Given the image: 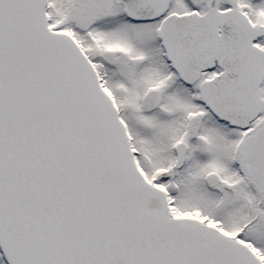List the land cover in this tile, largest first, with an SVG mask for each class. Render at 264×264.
I'll return each mask as SVG.
<instances>
[{
	"label": "snow or ice",
	"instance_id": "snow-or-ice-1",
	"mask_svg": "<svg viewBox=\"0 0 264 264\" xmlns=\"http://www.w3.org/2000/svg\"><path fill=\"white\" fill-rule=\"evenodd\" d=\"M0 264H264V0H0Z\"/></svg>",
	"mask_w": 264,
	"mask_h": 264
}]
</instances>
